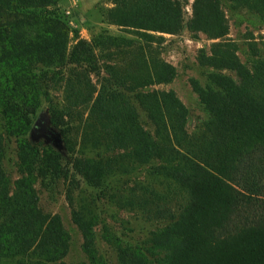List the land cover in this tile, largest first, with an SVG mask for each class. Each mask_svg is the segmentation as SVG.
<instances>
[{
    "label": "trees",
    "instance_id": "trees-1",
    "mask_svg": "<svg viewBox=\"0 0 264 264\" xmlns=\"http://www.w3.org/2000/svg\"><path fill=\"white\" fill-rule=\"evenodd\" d=\"M60 1L0 0V127L18 138V159L26 173L10 192L0 130V257H27L33 251L36 264H55L67 253V231L57 215L41 213L33 188V167L39 163L42 172L60 178L63 157L50 145L33 144L27 134L49 95L44 90L48 75L57 76L71 64L82 69L76 79L86 96L82 102L51 104L53 125L68 134L72 118L86 109V129L91 128L89 123L108 128L105 122H110L116 143L131 146L133 161H165L169 176L187 194L178 219L153 234L151 251L124 245L105 231L117 251L118 264H264V63L250 72L228 45L203 61L236 72L240 81L214 75L215 89L193 84L212 117L207 136L198 141L186 132V108L173 92L139 93L147 85L169 82L174 71L168 64L142 58L132 91H138L136 98L154 127L151 133L143 129L137 109L119 99L114 89L108 93L101 89L94 99L90 74L99 69L95 50L109 43L116 46L115 39L79 41L67 55V24L48 10ZM230 1L264 17V0ZM114 2L113 16L119 26L171 34L188 28L214 38L228 32L219 0H196L188 22L184 18L187 0ZM75 222L89 264H107L93 245V225L79 215Z\"/></svg>",
    "mask_w": 264,
    "mask_h": 264
},
{
    "label": "rangeland",
    "instance_id": "rangeland-1",
    "mask_svg": "<svg viewBox=\"0 0 264 264\" xmlns=\"http://www.w3.org/2000/svg\"><path fill=\"white\" fill-rule=\"evenodd\" d=\"M196 0H187L184 6L185 21L192 19ZM228 32L214 38L201 31L184 28L174 34L117 25L113 16L117 8L114 0H61L48 10L62 18L68 28L67 55L79 41L94 39L112 41L95 50L97 72L90 74L96 99L105 89L120 93L122 101L133 105L145 131L154 132L147 113L136 98V93L173 92L186 108L185 130L194 140L208 134L212 117L194 88L215 89L214 75L240 79L236 72L217 69L203 61L212 59L213 52L223 46H232L239 61L250 71L264 63V17L259 13L230 0H219ZM105 43V42H104ZM148 63L163 62L173 68L169 82L147 85L137 92L132 83L142 58ZM38 70H45L39 67ZM82 69L67 64L60 74L48 75L44 97L34 122L41 114L59 136V142L36 137L32 128L27 138L41 146L50 145L63 157V177L56 178L42 172L39 163L33 167V188L38 196V208L44 215H57L69 235L65 257L55 264H89L83 250V234L75 222V215L84 217L93 226V245L107 264H118V254L105 238V231L119 238L124 245L152 249V236L158 230L178 219L181 207L187 200L184 189L168 174L165 161L152 159L137 163L131 159V146L116 143V132L110 122L108 128L84 122L86 109L72 118L71 131L65 134L52 123L51 104L82 102L85 89L77 84L76 74ZM71 80V82H69ZM116 82V84H115ZM70 86V87H69ZM68 87V88H67ZM128 116L125 115V119ZM96 129L94 132L93 129ZM3 169L10 180L9 190H15L17 180L26 176L18 159L17 137L7 135L3 128ZM70 140V141H69ZM72 149H69V148ZM65 175H68L67 177ZM0 257V264H36L35 256ZM150 255V254H149Z\"/></svg>",
    "mask_w": 264,
    "mask_h": 264
},
{
    "label": "water",
    "instance_id": "water-1",
    "mask_svg": "<svg viewBox=\"0 0 264 264\" xmlns=\"http://www.w3.org/2000/svg\"><path fill=\"white\" fill-rule=\"evenodd\" d=\"M32 132L36 137L43 136L48 140H54L56 143L59 142V136L50 126L49 120L45 114L39 115L36 119L32 127Z\"/></svg>",
    "mask_w": 264,
    "mask_h": 264
}]
</instances>
